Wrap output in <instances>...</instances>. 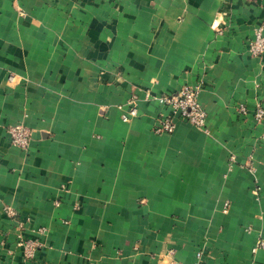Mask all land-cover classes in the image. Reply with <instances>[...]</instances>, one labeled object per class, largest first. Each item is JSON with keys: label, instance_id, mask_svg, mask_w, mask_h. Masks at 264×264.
<instances>
[{"label": "crops", "instance_id": "crops-1", "mask_svg": "<svg viewBox=\"0 0 264 264\" xmlns=\"http://www.w3.org/2000/svg\"><path fill=\"white\" fill-rule=\"evenodd\" d=\"M263 23L264 0H0V264H264ZM184 85L206 127L157 134L145 93Z\"/></svg>", "mask_w": 264, "mask_h": 264}, {"label": "built area", "instance_id": "built-area-1", "mask_svg": "<svg viewBox=\"0 0 264 264\" xmlns=\"http://www.w3.org/2000/svg\"><path fill=\"white\" fill-rule=\"evenodd\" d=\"M248 52L254 57L264 56V23L258 26L255 36L248 44ZM200 85H184L176 93L162 94L158 96L146 92L144 100L156 101L169 111L168 115H162L156 122L154 128L157 134H171L175 130L174 118L177 117L184 120L197 128H205L207 122V114L199 101ZM138 96L134 93L127 101V108L122 116L124 121L136 118L138 116ZM242 114L247 112V108L243 105L239 107ZM253 117L255 121L263 127L260 141L264 144V107L256 106ZM10 142L13 146L21 150H27L31 142V130L23 124H16L8 128ZM233 162V158H230ZM9 216H14L15 212L7 209ZM21 245V244H20ZM26 248V256L31 257L34 251V242H24ZM257 248H264V241H259ZM255 250V249H254Z\"/></svg>", "mask_w": 264, "mask_h": 264}]
</instances>
